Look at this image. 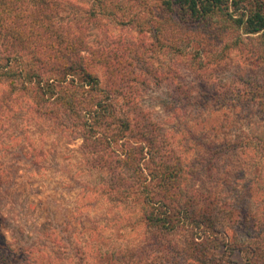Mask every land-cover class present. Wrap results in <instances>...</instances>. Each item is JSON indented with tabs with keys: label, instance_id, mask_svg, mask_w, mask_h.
I'll use <instances>...</instances> for the list:
<instances>
[{
	"label": "rangeland",
	"instance_id": "obj_1",
	"mask_svg": "<svg viewBox=\"0 0 264 264\" xmlns=\"http://www.w3.org/2000/svg\"><path fill=\"white\" fill-rule=\"evenodd\" d=\"M163 1L63 0L62 5L78 17L91 15L83 39L90 52L115 46L135 64L129 70L148 80L134 82L131 91L191 168L185 185H220L229 200L264 217V110L234 98L245 85L264 80L249 63L261 51L258 40L244 42L239 29L218 19L215 36L191 26L179 31L172 13L159 12ZM146 60V67L139 63ZM96 70L105 86L108 70L104 65ZM174 78L192 88L188 106L172 99ZM35 108L29 95L11 93L0 83V244L12 251L2 254L8 264H166L173 257L169 247L180 252V236L154 241L136 205L95 192L101 175L84 162L82 140L57 132ZM226 141L240 149L218 177L210 176L198 156L207 153L204 147ZM237 178L242 179L235 184ZM17 246L26 253H17Z\"/></svg>",
	"mask_w": 264,
	"mask_h": 264
},
{
	"label": "trees",
	"instance_id": "obj_2",
	"mask_svg": "<svg viewBox=\"0 0 264 264\" xmlns=\"http://www.w3.org/2000/svg\"><path fill=\"white\" fill-rule=\"evenodd\" d=\"M63 3L0 0V83L11 93L29 95L36 112L54 122L57 132L82 140L84 162L101 175L95 192L114 203L136 205L154 241L180 236L183 247L180 252L169 247L173 257L166 264H264V217L229 200L220 185H185L191 168L169 133L140 104L136 90L131 91L134 82L146 85L148 80L129 70L135 64L115 46L90 52L83 39L91 15L68 13ZM158 10L172 13L179 31L191 26L215 36L219 30L212 25L218 19L239 29L244 42L256 37L261 51L249 63L264 76V0H164ZM139 63L146 67L148 61ZM98 65L108 70L105 86ZM170 81L172 99L188 106L195 97L192 88L178 78ZM261 82L245 85L234 98L263 111ZM204 148L208 154L198 158L205 173L218 177L240 146L226 141ZM244 193L251 195L250 185ZM9 248L0 244V264H8L2 254L11 253ZM17 253H26L25 248L17 246Z\"/></svg>",
	"mask_w": 264,
	"mask_h": 264
}]
</instances>
